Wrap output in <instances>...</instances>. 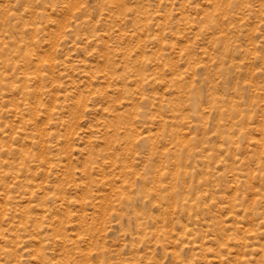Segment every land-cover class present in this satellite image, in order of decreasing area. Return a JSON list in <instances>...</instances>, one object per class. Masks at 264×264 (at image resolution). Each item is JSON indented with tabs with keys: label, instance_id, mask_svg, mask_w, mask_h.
<instances>
[{
	"label": "rangeland",
	"instance_id": "obj_1",
	"mask_svg": "<svg viewBox=\"0 0 264 264\" xmlns=\"http://www.w3.org/2000/svg\"><path fill=\"white\" fill-rule=\"evenodd\" d=\"M0 264H264V0H0Z\"/></svg>",
	"mask_w": 264,
	"mask_h": 264
}]
</instances>
